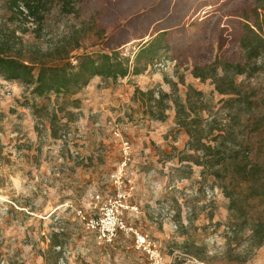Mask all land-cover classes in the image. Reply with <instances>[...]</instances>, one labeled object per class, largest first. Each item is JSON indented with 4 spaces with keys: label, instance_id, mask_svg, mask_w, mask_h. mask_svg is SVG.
<instances>
[{
    "label": "rangeland",
    "instance_id": "1",
    "mask_svg": "<svg viewBox=\"0 0 264 264\" xmlns=\"http://www.w3.org/2000/svg\"><path fill=\"white\" fill-rule=\"evenodd\" d=\"M50 2L41 20L15 16L8 0H0V44L5 37L10 41L8 54L19 56L23 47L21 56L26 57L29 47L46 52L63 41L74 62L79 54L116 49L129 56L132 65L138 63L142 72L99 83L120 98L106 117L100 109L76 110L77 100L62 96L56 100L55 94L49 108L36 114L34 105L28 104L32 87L0 78V264H153L136 247L137 232L155 244L160 264H264V242L256 246L252 231L263 206L248 218L230 212L220 182L203 173V166L181 161L191 152L186 151L190 138L178 123L176 104L178 100L189 109L188 90H199L204 93L199 100L205 103L203 118L210 110L220 112L222 123L228 122L223 105L232 95L220 93L215 80L204 79L203 74L216 70L219 78L223 62L245 60L240 39L245 25L254 20V1L73 0L71 12L58 0ZM258 62L252 78L232 77L238 87L264 88L263 59ZM137 89L152 91L153 101L148 103V95H135ZM160 92L170 95L162 120L150 115L149 107L157 109ZM37 99L39 105L49 103L48 97ZM59 103L68 108L52 119V108ZM146 115L164 122L166 138L154 144L159 159L145 177L138 175L136 166L142 165L138 160L126 168L124 181L134 189L123 219L132 230L104 242L77 211L99 215L98 207L92 210L88 193L115 195L118 188L110 174L118 166L101 167L100 147L90 161L86 146L103 138L115 144L139 137L135 131L145 128ZM110 119L121 124L120 138ZM104 120L109 126H95ZM143 132L142 136L149 135Z\"/></svg>",
    "mask_w": 264,
    "mask_h": 264
},
{
    "label": "trees",
    "instance_id": "2",
    "mask_svg": "<svg viewBox=\"0 0 264 264\" xmlns=\"http://www.w3.org/2000/svg\"><path fill=\"white\" fill-rule=\"evenodd\" d=\"M50 1L8 0L15 16L41 20ZM58 1L68 12L72 11L70 9L74 5L73 0ZM253 1L254 20L245 25L240 39L245 60L236 63L223 62V75L219 78L216 70L203 74L204 79L215 80L216 89L220 93L232 95L223 105V110L227 111L225 115L228 122L222 123V117L218 115L220 112L213 114L210 110L209 117L203 118L205 103L199 100L204 93L199 90H188L189 109L178 100L176 104L178 123L190 138L186 151L191 152L185 154L183 160L203 166V173L209 172L220 182L219 186L229 199L230 212L236 211L248 218L258 205L263 206L258 212V219L252 225L256 246H260L264 242V88L251 87L247 91L238 87L232 79L235 75L252 78L260 67L258 60L263 59L264 63V0ZM24 7L27 14L22 9ZM5 38L0 44V78L24 82L32 87L31 93L36 97H48L49 103H41L33 108L36 114L39 109L49 108L52 94H55L56 100L60 96L65 100L71 99L96 76L116 80L118 77L142 72L138 63L132 65L130 57L123 56L116 49L95 55L79 54L75 56L74 62L68 57L71 51L61 41L46 52L29 47L26 57H23V47L19 50V56L8 54L7 49L11 43ZM76 42L78 46V40ZM197 77H202V74H197ZM137 93L141 96L148 95V103L153 101L152 91L137 89L135 95ZM160 94L155 101L157 109L154 110L153 105L149 107L150 115L162 120L166 117V109L170 107L166 103L170 95L165 92ZM193 98L195 101L192 102ZM67 108L63 103L52 108V119ZM52 126V135H56L55 126ZM51 238L53 243L54 235Z\"/></svg>",
    "mask_w": 264,
    "mask_h": 264
},
{
    "label": "crops",
    "instance_id": "3",
    "mask_svg": "<svg viewBox=\"0 0 264 264\" xmlns=\"http://www.w3.org/2000/svg\"><path fill=\"white\" fill-rule=\"evenodd\" d=\"M149 43L142 46V50L146 49L148 47ZM103 78L96 76L89 84L82 88L78 93L72 96V99L77 100V105L74 107L76 110H81L84 106L88 108V110L94 109H100L103 111V117H106L108 114H110V107L114 102H120L119 97L117 98L115 96H112L111 92H106V89H103L104 87L99 86V83H102ZM85 94H88V97H85ZM29 102L28 104H32V108L36 107L38 102L40 100L37 99V97L30 93L29 95ZM123 100V99H122ZM83 102L85 104H83ZM146 102V101H145ZM147 107V106H146ZM72 108V107H71ZM173 113V112H172ZM147 122L144 129H137L135 133H139V137H133L132 139H129L130 142L133 144V161L138 160L140 164L147 165L142 166L138 165L136 166V169L138 171L139 176L145 177L149 172L152 163L156 161V159H159L158 152L156 148L154 147L155 143H162L165 141L166 136H163V133L166 129V126L164 125V122L162 121H155L154 119H151L149 115H146ZM174 118V116H173ZM111 122V119L108 120V123ZM119 122V121H118ZM106 121L100 122V124L97 122L95 126L97 125H107ZM174 125H176L174 123ZM123 127V125H122ZM96 128L92 127V130H95ZM143 131H146L149 133L147 136H142L144 134ZM145 135V134H144ZM96 140H93V142L89 145H87V152L89 153L90 161L94 162V159H96V155H94L95 149L100 147L101 151V157L98 159L100 162L101 167H104L105 169L110 168L111 165H116L119 167V164L121 162V153H120V142L119 140H115L116 143L112 144L110 140L103 138L102 142H95ZM172 143V142H171ZM175 144V143H174ZM186 144V138L183 135V139L181 140V145L184 147ZM157 155V156H156ZM88 158V159H89ZM183 161V159H181ZM181 164V163H180ZM113 169V173H115L118 169ZM105 174V173H103ZM110 174V175H111ZM102 175V174H101ZM143 182L137 183V186L140 185ZM96 190H90L88 193V196L91 192H94Z\"/></svg>",
    "mask_w": 264,
    "mask_h": 264
},
{
    "label": "built area",
    "instance_id": "4",
    "mask_svg": "<svg viewBox=\"0 0 264 264\" xmlns=\"http://www.w3.org/2000/svg\"><path fill=\"white\" fill-rule=\"evenodd\" d=\"M22 9L25 11L24 8ZM109 125L114 135L120 138L122 134L121 124L110 122ZM120 153L122 159L119 167L115 173L110 175L111 180L118 188L117 193L115 195H103L98 191L90 193L88 196L89 203L92 210L97 207L99 208L98 216H91L83 209L77 211V214L87 226L90 229L96 230L101 240L109 243L116 238L120 231L132 230V228H127V224L123 219V209L130 207L127 200L130 192L134 189L130 181L129 186L124 181V177L126 176L125 170L133 160V144L129 139H121ZM124 187H127V189H124ZM136 247L146 252L149 258L154 261L153 264H160V253L147 235L136 233Z\"/></svg>",
    "mask_w": 264,
    "mask_h": 264
}]
</instances>
